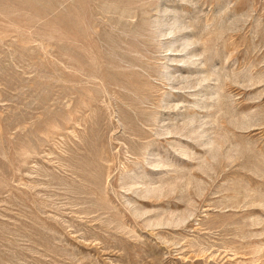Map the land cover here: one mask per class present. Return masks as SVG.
<instances>
[{"label":"rangeland","instance_id":"374dc122","mask_svg":"<svg viewBox=\"0 0 264 264\" xmlns=\"http://www.w3.org/2000/svg\"><path fill=\"white\" fill-rule=\"evenodd\" d=\"M0 264H264V0H0Z\"/></svg>","mask_w":264,"mask_h":264}]
</instances>
